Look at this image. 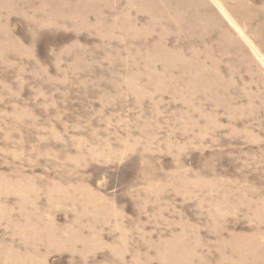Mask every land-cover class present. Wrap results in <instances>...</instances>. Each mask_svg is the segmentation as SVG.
<instances>
[{"label":"rangeland","instance_id":"obj_1","mask_svg":"<svg viewBox=\"0 0 264 264\" xmlns=\"http://www.w3.org/2000/svg\"><path fill=\"white\" fill-rule=\"evenodd\" d=\"M0 264H264V0H0Z\"/></svg>","mask_w":264,"mask_h":264}]
</instances>
